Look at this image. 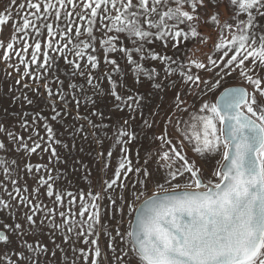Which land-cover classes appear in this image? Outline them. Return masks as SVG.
Here are the masks:
<instances>
[{
	"label": "snow or ice",
	"instance_id": "obj_1",
	"mask_svg": "<svg viewBox=\"0 0 264 264\" xmlns=\"http://www.w3.org/2000/svg\"><path fill=\"white\" fill-rule=\"evenodd\" d=\"M210 2L10 0L0 11V26L11 23L14 29L6 46L0 41L2 59L16 73L0 99L20 105L16 123L22 130L0 122V151L22 153L20 171L35 180L32 188L26 180L21 184L17 160L0 158V190L8 197L0 195V209L12 210L14 221L0 225V245L13 253L3 251L0 264H53L57 251L63 264H264V25L257 27L264 20V0H228L232 15L223 21L218 11L208 14ZM201 23L216 28L204 59L186 55L181 61L167 54L169 46L178 51L189 40L208 46L213 38L199 30ZM157 42L160 51L152 46ZM13 53L18 63L9 64ZM177 74L179 80L172 79ZM233 76L242 83L225 88L215 101L202 99ZM17 86L23 89L19 96ZM149 99L154 107L145 103ZM107 100L120 114L115 124L104 122L101 104ZM41 103L50 116L35 110ZM25 105L33 111H24ZM141 137L156 147L142 161L137 149L134 163L131 146ZM106 140L111 147L96 156L106 170L119 146L114 174L98 191L89 190L87 199L81 192L76 212V196L57 187L62 173L54 174L49 165L61 162L58 148L71 149L80 141L103 149ZM185 142L205 161L220 157L207 175L188 157ZM38 152L48 154L49 163L29 162ZM150 181L156 191L136 204ZM42 196L54 198L52 207ZM104 200L110 218L120 216L111 231L102 223ZM125 209L131 218L122 231ZM101 231L110 256L98 243ZM45 234L51 250L40 239ZM58 239L70 245L71 257ZM81 241L87 250L76 247Z\"/></svg>",
	"mask_w": 264,
	"mask_h": 264
},
{
	"label": "rangeland",
	"instance_id": "obj_2",
	"mask_svg": "<svg viewBox=\"0 0 264 264\" xmlns=\"http://www.w3.org/2000/svg\"><path fill=\"white\" fill-rule=\"evenodd\" d=\"M77 3H79V0H76ZM207 2V0H206ZM19 3H23V0H17V4ZM216 4V0H211L210 3H208L207 6V12L208 14H211L212 11H218L220 14V19L226 20L229 19V17L232 15V10H231V6L228 4V0H220L219 2V7H215ZM10 5V0H0V11H4L6 8H8ZM13 11H15V8L13 7L12 9ZM80 9H77V11H79ZM207 17H205L206 19ZM17 19L16 17L13 18V20ZM83 23V22H80ZM261 25H264V20L260 21L257 25V27L259 28ZM97 27H99V24L97 25ZM199 30L206 35H211L212 36V40L209 42L208 46L205 45H201L198 42H196L195 40H189V41H185L179 48V50L177 51L176 49H172L171 46H169L167 54L168 55H173V53H175V57L181 61H184V58L186 55L188 56H192L193 58H200V59H204L206 54H209L211 52V45L215 43L216 41V28L208 23H201L199 26ZM14 29L12 27L11 23H8L4 26H0V41H2L5 46L6 44L10 41L12 33H13ZM97 36H100V33L97 32L96 33ZM47 37V33L46 31L44 32V39L46 40ZM30 44L33 43L32 39H29L28 41ZM99 46V45H97ZM153 47L156 48L157 51L161 50V45L160 42H157L155 45H152ZM15 47L17 48V50H19L20 48H22V44L17 41L15 44ZM42 48H43V43H42ZM189 49H198L194 51V55L193 53L189 52ZM3 52L4 49L0 48V94L6 93L7 92V87L8 85H11L14 83L15 78H16V73L13 69L9 68L5 62L3 61L2 57H3ZM30 55H31V49H29V56L27 58L30 59ZM52 55H57L55 53H52ZM101 57H102V53H100ZM42 58V57H41ZM186 62V61H185ZM9 64H16L18 63V57L13 53L11 55V59L8 62ZM58 63L60 65L61 68L64 67V62L63 60H58ZM161 67L162 66H159ZM104 70V65L103 63L101 64V69L100 71ZM21 72H23V68L21 67L20 69ZM193 71L196 72L198 70H196L195 68H193ZM7 72H12V77L8 78L6 76ZM201 75H204V73H200ZM264 74V73H262ZM63 78V77H62ZM161 78H163V73L161 75ZM172 79H176L179 80V76L178 74L174 77H172ZM7 80V84L4 83V81ZM31 82V81H29ZM242 81L237 77V76H233V77H229V78H225L222 82H221V86L215 90L212 93H208L206 96H203L202 99L205 100H210V101H215L219 95V93L226 87L228 86H232V85H239L241 84ZM104 86L107 87V83L104 82ZM247 86V85H245ZM148 88L147 83H145V85H143L141 87V91H145ZM23 91L22 88H20L19 86H17V90H16V95L19 96L20 92ZM171 99V93L169 94V98ZM159 100H155V103H158ZM148 105H153L154 107V101L152 99H149L145 102ZM167 104V101L165 102ZM189 103L191 104L192 101L191 99H189ZM113 101L111 100H107L105 102H103L101 104V110L105 113V119L104 122L106 124H115L119 118H120V114L116 113L115 109L112 107ZM199 106V103L197 102V107ZM36 111H42L43 115L46 116H50V109L44 104L41 103L37 106H34ZM15 110V111H13ZM20 111V105L16 104V103H9L8 102V98L4 97L3 99H0V122H6L9 127L10 130L16 131V132H22V130L19 128L18 124L16 123L17 117H16V112ZM24 111H28V112H32L33 108H29L27 105L24 106ZM148 108H145V113H147ZM187 114H185L186 116ZM127 118V117H125ZM29 120H31V116H29ZM51 122V121H50ZM53 123V127L57 132L58 137L63 135V131L62 129L59 127L58 124H56V122H51ZM155 131L157 132V134L160 132V128L157 127L155 129ZM170 134L175 137L177 135V133L175 132L174 129H170ZM40 135L41 136H45V133L43 131V129H40ZM109 135H111V133H109ZM25 136H27V134H25ZM0 139H4L3 134H0ZM65 142L70 143V138L67 139ZM5 143H8L7 140H5ZM112 142L110 140H106L104 145H103V149H100L97 147V145L95 144H88V143H81L80 141H77L75 146L72 147L71 149H64V148H58V152L60 154L61 157V162L59 164H56L55 162H53L52 164L49 165V167H54L55 168V172L54 174H60L62 173V175L60 176V180L57 183V187L62 190V191H71L75 196H76V204L74 205V210L76 212L79 211V207H80V193L83 192L85 195V198L87 199V194L89 192V190H96L98 191L101 187V184L103 182L104 179H109L112 177V175L114 174V170L115 167L117 165L119 156H120V152H119V146H117L116 148H113V156L111 158V163H110V167L106 170L102 169V163L98 160L96 153L98 151L103 150L105 155L108 151V149L111 147ZM13 146L11 144H9V148L11 149ZM81 147H83V151H80ZM156 144L152 143L150 139H144L143 137H141V139L139 141H137V143L135 145H132V159L135 163L136 160V151L137 149L139 150L140 153V159L141 161L144 159L147 151L149 149H155ZM185 151L187 152L188 157L191 160H195L197 162L198 165L202 166L205 169V175H207L210 170L215 166V162L216 160L220 159L219 156L216 157H210L207 161L204 160V158L199 157L197 154H195L192 150H191V146L187 144V142H185ZM42 156V158H41ZM0 158L8 160L9 162L12 159L17 160V163L19 165V168L17 169V172L19 174V176L24 177V179L20 180V183L23 184L25 182V180L27 181L29 188L35 187V180H33L31 177L26 176L22 171H20V169L23 168V164L25 162V159L23 157L22 153H17L15 151H9V152H3L0 151ZM78 161H81L82 163H77ZM31 163L36 164V163H40V164H47L48 162V154H42L39 153L36 155H33L30 159ZM152 167H155V165H152ZM40 174H44L43 171ZM14 178H18L16 176H14ZM3 179V172L2 169H0V180ZM11 184H9V189H11ZM41 191L43 192L44 190L41 189ZM156 191L155 188V184L153 182H148L147 184V188L146 191L144 192V195L141 196L140 200L135 201L136 204H140L145 198H147L150 195H153V193ZM0 195H4L2 190H0ZM5 199H8V197L6 195H4ZM54 198H48L46 196H42L41 200L43 202L44 205H46L47 207H52V202H53ZM65 209L68 207L67 201H68V197H65ZM109 208L108 212H104V208ZM101 208H102V223L106 225L107 229L109 231H111L113 228L116 227L117 224V220H119L120 216L119 213H117V217L116 219H111L110 218V206H109V202L107 200H104L103 202H101ZM11 212L12 210H3L0 209V225H2L3 223H13L14 221L11 219ZM41 215V214H38ZM20 217L22 219V212L20 213ZM131 217L127 214V209H125V214H124V223L121 226V230L125 231L128 228V220ZM59 222V220L57 221ZM114 235V233H113ZM29 242H32V238H28ZM41 241L46 244L48 246V248L51 250L54 246L51 243L49 236L47 234L42 235L40 237ZM62 240H57V243H61ZM98 243L100 245V247L102 248V251L104 253H107L109 256L111 255L110 250L107 248V243H108V238L107 236L104 235V232L101 231ZM19 242L16 241L14 242V245L12 246L13 248L16 247V245H18ZM62 248L65 250V252H67V254L69 255V257H71L72 253L70 251V245L69 244H63V242L61 243ZM76 247H85L87 250V246L84 245L81 242H77L76 243ZM3 251H8L9 255H12V251L5 249L3 245H0V254H2ZM62 257V253L60 251L56 252V256L54 258H52L53 260V264H63V261L61 259ZM15 258V257H14ZM80 264H82V260L80 262ZM101 264H103V261L101 262Z\"/></svg>",
	"mask_w": 264,
	"mask_h": 264
},
{
	"label": "water",
	"instance_id": "obj_3",
	"mask_svg": "<svg viewBox=\"0 0 264 264\" xmlns=\"http://www.w3.org/2000/svg\"><path fill=\"white\" fill-rule=\"evenodd\" d=\"M232 86H235V85H232ZM228 87H231V86H228ZM228 87H226V88H228ZM224 89H225V88H224ZM224 89H223V90H224ZM223 90H222V91H223ZM222 91H221V92H222ZM219 94H220V93H219ZM218 96H219V95H218ZM217 98H218V97H217ZM150 196H152V195H150ZM150 196H148V197H150ZM148 197H147V198H148ZM147 198H145V199H147ZM145 199H144V200H145Z\"/></svg>",
	"mask_w": 264,
	"mask_h": 264
},
{
	"label": "bare ground",
	"instance_id": "obj_4",
	"mask_svg": "<svg viewBox=\"0 0 264 264\" xmlns=\"http://www.w3.org/2000/svg\"><path fill=\"white\" fill-rule=\"evenodd\" d=\"M62 243V242H61Z\"/></svg>",
	"mask_w": 264,
	"mask_h": 264
}]
</instances>
